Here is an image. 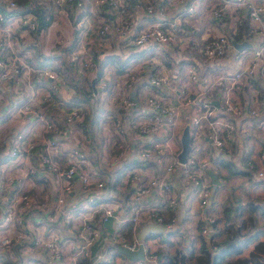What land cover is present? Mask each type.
I'll use <instances>...</instances> for the list:
<instances>
[{"label":"built area","instance_id":"obj_1","mask_svg":"<svg viewBox=\"0 0 264 264\" xmlns=\"http://www.w3.org/2000/svg\"><path fill=\"white\" fill-rule=\"evenodd\" d=\"M35 1L30 0L29 5L23 8L17 5V0H0V119L5 121L4 135L10 139L7 162L12 161L11 169L7 172L0 164V246L4 249L0 251L4 257L0 259V264H24V260L36 251H40L43 257L45 255L49 264H75L77 256L86 249L89 251L100 237L104 223L110 218L128 220L131 233L143 221H164L160 209H170L176 204V196L170 190V177L177 166L181 167L186 177H192L193 183L198 186L196 194L199 204L206 203L208 187L201 178L191 175V167L196 160L188 154L184 161L177 158L178 138L186 119L190 139L199 143L204 137L209 138L213 148H222L233 131L232 121L226 113L232 117L239 116L244 110L257 116L262 113L264 0H212L207 13L215 22L206 30L183 27L177 18H174L175 22L163 23L161 20L175 8L193 15L201 8L202 0H164L158 6L157 0H146L141 7L150 15V19L146 18L140 24L134 22L133 15L128 11L127 0H92L94 6L104 7L95 20L98 24L91 27L87 13L77 20L76 27L81 40L78 48L69 52L68 60L78 62L85 68L94 65L86 44L90 41L85 34L88 26L91 27L88 33H92L93 42L103 48L117 43L118 49L125 52L156 41L166 48L170 47L176 58L182 57V53L187 50L198 52V57L204 55L209 61L199 62L201 67H205L203 72L198 65L188 63L185 78H181L180 72L165 68L156 54L147 51L144 53L146 56L131 60L114 77V81L107 73L102 75L100 85L104 86L106 80L110 94L102 101L104 111L100 120L104 130L113 127L117 140L109 154H101L98 159L109 164L129 161L114 184L121 192L133 182L121 201L109 199V192L114 185L111 180L108 181L107 173L100 175V167L84 155V148L73 146L72 143L76 142L73 140L72 143H66L65 137L70 135V130L67 134H52L49 139L46 138L47 132L54 133L58 129L48 110L53 105L51 91L58 90L61 83L60 74L44 65L25 63L18 48L15 54L12 51V40H16V33L31 34L38 26ZM84 1L51 0L50 3L54 10L57 7L63 9L69 4L81 6ZM8 15H13V18H8ZM223 19H226V30L220 25L224 24ZM244 19L246 28L242 27ZM51 21L48 19L47 25ZM234 33L241 35L234 39ZM82 34L85 36L82 37ZM232 39L246 40L250 44L237 49ZM14 46L19 47L18 43ZM220 60L230 65L229 73L214 72L215 62ZM144 74L143 81L141 76ZM41 79L45 81L47 89L37 91L32 88L29 95L23 97L21 82L30 83ZM138 80L142 82L135 83ZM257 80L261 83L259 88L254 84ZM190 83L196 86L191 87ZM241 86L250 89L247 101H239L234 93ZM215 91H219L216 103L213 102ZM78 112L81 110L69 107L59 118H63L69 127H74L79 120ZM124 115L128 117L127 126H124ZM13 118L21 122L26 119L32 122V126L29 130L11 132L12 137L9 130ZM121 128L124 131L128 128L134 140L131 150ZM241 132L245 133L244 127ZM256 136L261 141L258 155L264 158V123L261 120L257 125ZM36 138L39 140L34 142ZM36 143L42 145V152L36 157V163H31L25 154L29 155V150L31 152V147ZM61 144L65 145L64 166L54 157V149ZM128 154L130 157H126ZM150 159H154L157 166L151 172H146L143 161ZM37 163L46 166L54 176L55 193L50 204L38 201L25 187L26 178L38 170ZM203 164V161L197 162L198 166ZM254 176L264 185L263 168L255 169ZM74 179L80 181V189L74 190L72 196L68 193ZM93 190H97L98 199L91 198ZM146 195L152 199L138 202ZM124 208H127V212L121 215ZM36 213H45L47 219L43 216L41 219L35 218ZM212 220L206 218L200 226L201 232L207 231ZM59 230L64 237H61ZM105 230L117 243L131 249L140 243L133 233L130 240H121L118 227ZM142 247L145 251L144 242ZM104 252L103 249L95 251L91 264H111L112 260L104 258ZM125 264L159 263L148 254L142 259H130Z\"/></svg>","mask_w":264,"mask_h":264},{"label":"crops","instance_id":"obj_2","mask_svg":"<svg viewBox=\"0 0 264 264\" xmlns=\"http://www.w3.org/2000/svg\"><path fill=\"white\" fill-rule=\"evenodd\" d=\"M26 1L27 2L23 8L29 5L30 0ZM50 1L51 0H47L46 2H43L45 5L48 4L49 10L52 13V17L50 18L52 20L51 24L47 25V21L43 24L42 28L31 31V34L23 33L20 35L16 33L15 37L17 41L15 39L12 40V51H14L15 54L16 48H18V51L20 52L19 55L21 56L22 54L23 57L21 58L25 63L32 66L44 65L53 69L57 73L59 72L52 68L54 65H68L73 79H64L60 75L61 83L59 84L58 90L51 91V97L54 103L51 107V111L54 118H56V115H59L66 106L73 105L72 98L76 94L77 90L74 86V83H76L75 81L83 83L86 81L92 87V93L97 97V102H95L94 105L98 110L97 112H100V105L102 101L104 98L107 99L110 94L108 88H106V80L104 86L100 85L102 75L107 73L110 77H112V81H114V77L123 71H118L115 68L116 65L114 62L106 60L104 54L105 51L103 50L112 49L113 51H111V54L115 55V53H113L114 51L116 52L114 48L118 49V44L111 43L107 46L108 48L104 47L101 49L102 47L97 46L96 43L93 42L94 39L92 33H88L93 25L98 24L95 20L98 19L100 10H104V7L101 8L99 6H94L91 4L92 0H85L84 5L82 2L81 6L75 5L74 7L69 4L67 6L70 7L68 8L69 10L65 8L66 6H64L63 11L60 9L52 10ZM163 1L164 0H157L156 6L160 5ZM207 1L208 0H205V4L201 3V8H198V11L193 15H187L180 9L175 8L168 13L167 17H164L161 20L163 23H166L167 21L175 22L174 18H177L180 20V25L183 27H196L197 30L210 29L215 20L207 13V9L211 4V2L210 4H206ZM145 2L146 0H127L128 11L133 15L134 22H136V24L142 23L146 20V18L150 19V15L144 12L141 7V5ZM38 3L39 2L36 0L35 5ZM88 9H91L92 12L88 11ZM80 10H83V12L77 16ZM85 13L90 16L91 20V27L88 26L87 31L84 30L87 38L90 40L89 42H86V44L90 52L91 49H96L98 51L97 54H95L97 57L96 59H93V54L91 52L94 65L88 68L82 67L78 62H71L68 60L69 52L79 46L81 35L76 27V22ZM8 18H13V15H8ZM225 20L226 19H223L224 24H220L224 30L228 28L227 24H225ZM12 22L14 23V20ZM12 31H14V28ZM85 34H82V37H84ZM247 42L248 45L246 46H249L250 43L249 41ZM15 43H18L19 47H15ZM145 45H147V47ZM145 45L139 47L138 49L145 50L149 48L152 49V51H154L159 58L164 56L167 57L172 61L171 70L180 72V74H182L181 78H185L184 73L186 72V66L188 63L198 65L200 71L202 72L205 70V67H201L198 63L196 56L187 50L182 53V57L176 58L173 51H167L166 46L164 47L156 41H151ZM12 51H10V53H12ZM138 57L139 56L131 57L129 61ZM113 58L114 57H112V59ZM214 70V72L227 74L230 72V65L226 63L225 60L216 61L214 64ZM145 75L146 74L141 76L143 77V81ZM92 79L93 85L91 84ZM141 82L142 80H138L135 83L138 84ZM21 84V92H24L23 97L25 95H29L32 88H36L37 91L47 89L46 83L43 79L38 81L33 80L30 83L22 81ZM137 84H135L134 87H136ZM254 84L257 88H259L261 83L257 80ZM192 85L193 83H190L191 87ZM234 93L239 101H247L248 96L250 95V89L247 86H241L238 91H234ZM214 94L213 102H217L219 91H215ZM262 106H264V96L261 102V107ZM249 107H251V104ZM226 115L230 118V121H232L233 131L231 132L230 138L226 139L224 147L213 148L211 140L205 137L203 141L199 143L195 142L194 139H190V149L187 154L191 155L196 160V163L191 167V175L201 178V181L206 187H208L209 194L206 198V203L204 205L199 204L196 194L198 186L193 183L192 177H186L180 166L175 167L170 177V190L176 196V204L170 209H160L164 215V221L158 223H161L166 230L157 233L150 232V235H148V233L145 236V242L150 245L151 248H156L157 244L158 246L163 245L170 247L176 240L178 241L177 244L179 245V248H181V251H185L186 249L197 251L200 240L198 227H200L201 223L209 217L215 220V225L217 227L226 228L243 226L245 227L244 231H246V236L256 233V236L242 248L241 253L244 255H247L251 250H254V242L256 240L264 241V211L262 212V207H264V185L261 184L254 176L255 168L257 169L258 167H261L264 169V158H260L258 155L261 141L259 140V137H257L258 135H255L259 121L261 120L264 123V109L262 110V113H260V116L251 114L246 110H244L237 117H232L229 113H226ZM127 120L128 117L124 115V126H127ZM186 122L187 120L185 119L182 124L183 127ZM11 124L12 128L9 130L11 136V132L13 131L19 129L29 130L32 126V122L27 121L26 119L21 122L18 118H13V122ZM57 126L58 129L56 132L51 133L49 131L45 134L47 139H49L52 134L57 136L61 135V124L57 123ZM242 127L245 129V133L241 132ZM104 129V125H102L101 133L99 134L101 139L98 138V144L100 145H95L90 129L86 133H84L85 130L83 131L82 136L85 140L84 144L77 140L76 137L72 136V134L67 135L65 140L66 143H72V140L76 141L75 143H72L73 146L84 148V155L89 158L91 163H97L100 167V175L102 176V174L107 173V177H109L108 181L111 180V183L113 184L115 182L116 185L118 180L115 181L114 178H112L113 175H111V173L121 174L125 165L129 164V161L126 160L124 162H118L117 164H109L98 159L101 154L103 156L109 154V151H111L113 147V140L114 142L116 141V139H114L116 133L113 131V127L108 128L107 130ZM121 131L128 139V147L129 150H131L132 147H134V140L130 137L128 128H125V131L121 128ZM179 138L177 143L178 151L180 149ZM38 140L39 139L36 138L34 142ZM9 141L10 139L6 138L4 133H0V164L4 167L5 172L9 171L12 166V161L7 162L9 157ZM64 149L65 145L63 144L54 149V157L62 166H64L63 163H65ZM31 152V155L28 153L29 155L25 154V157H27L31 163H36V157L40 152H42V145L40 143L34 144L31 147ZM126 157H130V155L128 154ZM198 161H203L204 164L202 166H198ZM143 163L146 172H151V170L157 166V162L154 159L144 160ZM250 163H252L251 167ZM37 166L38 170L26 178L25 187L38 201H44L45 203L50 204L52 196H54L55 193L53 173L42 163H37ZM208 169H210L209 171L214 173L217 177L218 183L215 184L214 187H212V179L208 173ZM115 185L114 188L110 190L111 192H109V199L121 201L122 198L124 199L125 193L128 192L130 185H133V182L126 185L121 192L116 189ZM79 189L80 181L78 179H74L68 195L71 194L73 196L74 190L79 191ZM96 192L97 190L92 191L94 195L91 196V198L94 197L95 199H98ZM150 199H152V197L146 195L142 199H139L138 202L144 203L150 201ZM246 203H249L248 208L250 214L248 216L247 214H242V207ZM126 212L127 208L122 209L121 215L126 214ZM257 212H260L262 216L259 218V224L255 222V214ZM41 216H43L45 220L47 219L45 213L34 214V217L38 219H41ZM247 219H249V222ZM128 223V220H116L115 218H110L104 223L105 226L103 231L100 233L99 242H96H98L99 245L105 242L104 238L107 234L105 228L109 231L118 227L121 232L125 229V226H127ZM145 223L149 222L143 221L139 223L132 233L136 235L140 226ZM240 223L241 225H239ZM59 232H61V230H59ZM224 236L225 234L223 230L222 232L215 234L213 238L219 239ZM61 237H64L62 236V232ZM93 246L94 244L91 245V251H93ZM109 248H111L110 252L115 257L117 262L116 264H125L128 260H130L122 253L114 252L112 247ZM174 250L175 248L173 251ZM2 257L3 255L0 253V258ZM29 257L35 261L41 259L43 261L41 264H49L47 263L46 256L44 255L43 257L40 254V251H36ZM249 264H264V260L259 258L257 262H250Z\"/></svg>","mask_w":264,"mask_h":264},{"label":"trees","instance_id":"obj_3","mask_svg":"<svg viewBox=\"0 0 264 264\" xmlns=\"http://www.w3.org/2000/svg\"><path fill=\"white\" fill-rule=\"evenodd\" d=\"M46 2V1H45ZM17 5L22 6L21 0H17ZM84 5V2H83ZM66 9L69 10L67 7L68 5H65ZM72 6L75 7V5L72 4ZM103 7V6H102ZM101 7V8H102ZM84 10V9H83ZM83 10H80L77 14L80 15ZM51 12L49 10L48 4L45 5L43 0H41L38 4H36V16L38 18V26L37 29L42 28L43 24L50 19ZM47 16V19L45 18ZM246 19H244V23H242V27L246 28ZM239 34H232V37L234 39H238L240 37ZM103 49V47L101 48ZM105 51V57L106 60H111L115 63V68L118 71H122L126 65L129 64V59L134 56H140L143 54L144 49H130L127 51H120L118 49H115L114 54H111L112 49H103ZM91 52L93 54V59H96L97 57L95 54H97L96 49H91ZM102 52V51H101ZM112 57H114L112 59ZM49 66V65H48ZM52 68L57 70L60 75L64 79H71L69 76V69L67 71V66L63 65H54ZM70 72V71H69ZM76 90V94L72 98V103L74 105H77L78 107L82 108L84 110V113H86V110L84 109L85 105L88 106L90 111L89 114L96 115L97 114V108L95 107V102H97V97L92 93V87L88 84L87 88H84L83 85H78L74 83ZM52 115V114H51ZM85 130V129H84ZM119 175V174H117ZM264 211V207H262V212ZM202 224V223H201ZM211 225V232L209 235H203L200 234V240L199 245L197 247V251H193L192 249H186L185 251H181V248L177 247L174 251H169L167 249H162V264H249L250 262H257L259 258L264 260V241L263 240H256L254 242V250H251L247 255H244L241 253L242 248L248 244L250 240H252L255 236V234L252 235H245V232L240 231V227H217L215 225V220L213 219L210 223ZM130 227V222L127 224L126 228ZM224 230L225 236L223 238L214 239V235L218 234L219 232H222ZM149 233L148 235H150ZM93 251H91V246L89 248V251L87 253V257H83L81 260V264H86L90 262L92 256L95 253V246H97V242L93 243ZM92 244V245H93ZM114 252H118L114 248ZM159 254V253H158ZM160 255V254H159Z\"/></svg>","mask_w":264,"mask_h":264},{"label":"rangeland","instance_id":"obj_4","mask_svg":"<svg viewBox=\"0 0 264 264\" xmlns=\"http://www.w3.org/2000/svg\"><path fill=\"white\" fill-rule=\"evenodd\" d=\"M43 1H47V0H43ZM49 1V0H48ZM212 0H208L207 1V3L206 4H210V2H211ZM27 1L26 0H21V3L23 4L22 6H24L25 5V3H26ZM202 4H205V0H202V2H201ZM201 6V5H200ZM58 9H60V10H62L63 11V9L61 8V7H57V10ZM108 48V47H107ZM109 48H111V47H109ZM167 49V51H173L170 47H168V48H166ZM147 51H149V52H151V53H153V54H155V52L154 51H152V49H145V50H143V54H142V56L141 57H144V56H146L144 53L145 52H147ZM198 52H192V54L193 55H196V59H198V63L200 62V61H202L201 63H207V62H209L208 60H206V57L204 56V55H202V58H203V60H201L202 58L201 57H198L199 55L197 54ZM160 61H161V64L165 67V68H171L172 66V61L171 60H169L167 57H162V58H160ZM132 62H134V61H132ZM131 62V63H132ZM66 64H64V66H65ZM67 66V71H68V65H66ZM68 73H69V76H70V80H72L73 78H72V74L68 71ZM76 83H78V84H80V85H83V87L84 88H87V85H88V83L85 81L84 83L83 82H78V81H75ZM52 104H54V103H52ZM101 109H100V112H97V114L96 115H92V114H89L88 112L90 111V109L88 108V106L87 105H85L84 107V109L86 110V113H84V110L82 109V108H80V107H78L77 105H70V106H66L64 109H63V113L65 112V111H67L68 110V108L69 107H75V108H77V109H79V110H81V112H78V116H77V119H79L78 120V122H77V124L76 125H74V127H69V124L68 123H66L65 121H64V119L63 118H59V115L62 113H60L59 115H56V118H54L51 114H52V111H51V107L52 106H50V109L48 110V113H49V116L52 118V119H54L55 121H56V123H60L61 124V132L64 134V133H68L69 132V130H70V134H72V136H74V137H76V138H78V140L82 143V144H84L85 143V140H84V138H83V136H82V134H83V131H84V129H85V131H84V133H86L89 129L91 130L90 131V133L92 134V137H93V141H94V143H95V145H97L98 144V138H100L101 139V137L99 136V134L101 133V127H102V122H101V120H100V118H101V116H102V114H103V111H104V106H103V104L101 103ZM97 120H98V122H97ZM99 123V124H98ZM6 131V129H5V121H2V119H0V133H4ZM100 131V132H99ZM76 134V135H75ZM255 135H256V132H255ZM13 137V136H12ZM114 139H116L117 140V136L115 135L114 136ZM116 142V141H115ZM114 144V140H113V143H112V145ZM98 145H100V144H98ZM29 154L31 155V152H30V150H29ZM105 168V167H104ZM106 169V168H105ZM256 169V168H255ZM111 175H113V177L112 178H114V180L115 181H117V179H118V176L119 175H117V174H114L113 172L111 173ZM101 178V177H100ZM115 184V182L112 184V185H114ZM248 206H249V203H246L243 207H242V214H247V216L250 214V211H249V208H248ZM1 209V208H0ZM255 216H256V220H255V222L257 223V224H259L260 223V220H259V218L260 217H262L261 216V214H260V212H257L256 214H255ZM247 221L249 222V219H247ZM211 223V222H210ZM239 225H241V223L239 224ZM127 226H125V229L123 230V231H121L120 232V234H121V236L119 237L121 240H130L131 239V228L129 227V228H126ZM238 227H240V231H244V229H245V227H243V226H238ZM120 229V228H119ZM198 230H199V233L200 234H205V235H209V231H211V225L209 224V226H208V229H207V231L206 232H201V227H198ZM105 242L103 243V244H98V240H99V238L96 240V241H98L97 242V246H95V251H98V250H100V249H103V250H105V256H104V258L105 259H108V260H112V263L111 264H116L117 262H116V260L114 261V259L113 258H115L113 255H112V253L110 252V250H111V248H109V247H112L113 249L115 248V244L117 243L116 242V239L115 238H113V237H111V235H109V234H107L106 236H105ZM145 240H146V238L144 237L143 239H141L139 242L140 243H142V242H144L145 244H146V249H145V251L143 250V258H144V256L145 255H148V254H151L152 256H153V259H154V261H157L159 264H162V252L161 251H163L162 249H167V250H169V251H173V249L174 248H177V247H179V245L177 244V242L178 241H174L173 243H172V245L170 246V247H167V246H158V244H157V246H156V248L155 247H153V248H151V246L150 245H148L146 242H145ZM95 241V242H96ZM109 246V247H108ZM116 249V248H115ZM4 249H2L1 248V246H0V251H3ZM87 252H88V249H86L85 250V252H82L80 255H78L77 256V259H76V262H75V264H81V260L83 259V257H87ZM160 255H159V254ZM122 255V254H121ZM110 256H112V257H110ZM4 257H2V258H0V259H3ZM136 259H142V258H136ZM41 263H43V261L41 260V259H38V260H32V258H30V257H27L25 260H24V264H41ZM86 264H91V261L90 262H88V263H86ZM100 264H110L109 262H100Z\"/></svg>","mask_w":264,"mask_h":264},{"label":"water","instance_id":"obj_5","mask_svg":"<svg viewBox=\"0 0 264 264\" xmlns=\"http://www.w3.org/2000/svg\"><path fill=\"white\" fill-rule=\"evenodd\" d=\"M108 15H110V14H108ZM232 43L234 44V46L237 49H240L243 46L248 45V42L246 40L236 41V40L232 39ZM91 84L93 85V79L91 80ZM131 97H132V99H134L133 92H131ZM214 103H216V102L214 101ZM179 141H180V149L177 153V158L179 161H184L186 154L188 153V151L190 149V135H189L187 124H185L184 127L182 128ZM209 170L210 169H208V173L212 179V187H214L215 184L218 183V180H217L216 175ZM165 230H166V228L163 225H161V223L149 222V223H145V224L140 226V229H139L138 233L136 234V237L141 240L150 232L157 233V232H161V231H165ZM115 248L117 251L122 253L128 259L143 258V255H144L142 243H139L133 249H131L125 245H121L120 243H116Z\"/></svg>","mask_w":264,"mask_h":264}]
</instances>
